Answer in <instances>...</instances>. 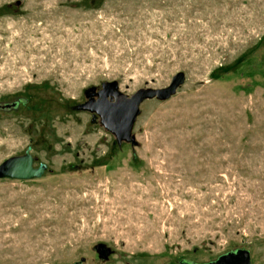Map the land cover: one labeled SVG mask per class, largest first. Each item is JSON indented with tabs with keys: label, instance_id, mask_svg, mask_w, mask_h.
Segmentation results:
<instances>
[{
	"label": "rangeland",
	"instance_id": "374dc122",
	"mask_svg": "<svg viewBox=\"0 0 264 264\" xmlns=\"http://www.w3.org/2000/svg\"><path fill=\"white\" fill-rule=\"evenodd\" d=\"M145 100L129 141L81 108ZM0 264H264V0H0Z\"/></svg>",
	"mask_w": 264,
	"mask_h": 264
},
{
	"label": "water",
	"instance_id": "95a60500",
	"mask_svg": "<svg viewBox=\"0 0 264 264\" xmlns=\"http://www.w3.org/2000/svg\"><path fill=\"white\" fill-rule=\"evenodd\" d=\"M184 73L177 74L171 85L164 89H142L133 96L125 99H115V84L106 85L97 100H91L81 108L91 111L101 117L105 127L113 131L120 141H129L134 125L141 113V104L158 97L165 100L174 95L185 81ZM46 165L39 168L34 166V158L28 150L25 154L8 158L0 165V178L29 180L38 178L45 172ZM251 254L248 250L238 249L235 252L222 255L206 264H251ZM180 264H199L189 260H182Z\"/></svg>",
	"mask_w": 264,
	"mask_h": 264
},
{
	"label": "flooded vegetation",
	"instance_id": "af4514ba",
	"mask_svg": "<svg viewBox=\"0 0 264 264\" xmlns=\"http://www.w3.org/2000/svg\"><path fill=\"white\" fill-rule=\"evenodd\" d=\"M237 251V250H236Z\"/></svg>",
	"mask_w": 264,
	"mask_h": 264
}]
</instances>
